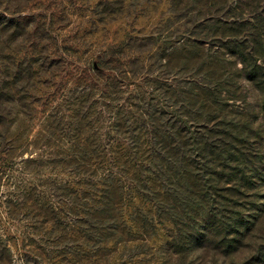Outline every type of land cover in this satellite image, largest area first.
<instances>
[{"label":"rangeland","instance_id":"rangeland-1","mask_svg":"<svg viewBox=\"0 0 264 264\" xmlns=\"http://www.w3.org/2000/svg\"><path fill=\"white\" fill-rule=\"evenodd\" d=\"M202 3L0 0V240L10 264L166 260L168 226H159L144 243L115 248L102 262L85 258L93 255L84 242L88 232L60 230L93 180L92 168L78 167L75 159H92L97 149L99 177L112 168V151L125 144L115 113L120 109L124 120H164L167 107L185 105L181 91L189 77L198 78L201 64L178 59L164 67L163 57H186L189 47L212 38L223 22L247 21L255 6L254 0ZM124 194L135 202L128 190ZM258 236L259 245L228 256L203 255V262L264 264V256L251 262L264 250V227Z\"/></svg>","mask_w":264,"mask_h":264},{"label":"trees","instance_id":"trees-1","mask_svg":"<svg viewBox=\"0 0 264 264\" xmlns=\"http://www.w3.org/2000/svg\"><path fill=\"white\" fill-rule=\"evenodd\" d=\"M254 3L244 23L223 22L212 38L189 47L186 57H163L164 67L178 59L201 64L198 78L188 76L189 86L181 91L184 106L167 107L164 120L147 115L146 121L124 120L120 109L115 113V129L126 140L112 151L113 169L97 177V149L92 159H75L78 167L92 168L93 180L60 232L78 227L79 234L91 235L84 242L93 255L85 258L106 261L123 244L146 242L159 226L170 227L171 233L162 264H205L203 255L228 256L259 245L264 227V0ZM124 189L135 202L129 203ZM7 251L0 240V264H10ZM257 255L251 262L260 261L264 250Z\"/></svg>","mask_w":264,"mask_h":264}]
</instances>
